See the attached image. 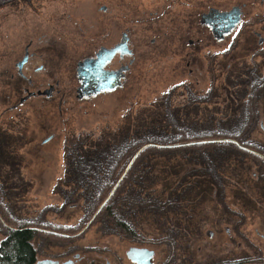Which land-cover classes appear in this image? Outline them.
Segmentation results:
<instances>
[{
	"label": "rangeland",
	"instance_id": "rangeland-1",
	"mask_svg": "<svg viewBox=\"0 0 264 264\" xmlns=\"http://www.w3.org/2000/svg\"><path fill=\"white\" fill-rule=\"evenodd\" d=\"M162 2L0 0V243L6 222L11 226L16 222L42 223L47 226L41 227L35 242L38 260L134 264L127 251L143 247L155 251L154 264H223L236 250L235 229L240 222V229L257 238L264 254V180L256 178L254 164L239 174L228 163L224 181L211 193L202 184L191 188L186 197L179 194L167 209L168 222L163 216L153 225L150 218L140 220L141 229L135 237L119 231L107 234L96 223H81L87 197L84 199L80 189L86 185L74 187L64 180L65 169L70 167L66 146L72 141L113 138L121 126L149 118L154 110L151 107L168 100L172 108L181 109L180 113H184L180 107L186 106L191 122L204 124L212 117L215 123L225 121L234 107L231 98L239 101L240 91L250 85L244 81L264 82V0H189L177 11ZM238 5H244L242 21L224 41L215 43L204 34L208 42L201 46L177 42L186 31V38L194 36L189 29L210 7L228 11ZM104 6L107 10H102ZM127 29L135 62L125 84L112 92L77 99V63L93 52L98 41L105 42V32L110 31V42L114 43ZM30 42V52L47 53V59H41L47 70L35 78L59 82L65 92L63 104L59 110L57 96L48 102L33 98L3 114L21 95L17 90L20 81H12L10 71L7 74L4 68L21 59ZM188 60L194 69L192 75ZM33 64H39L38 60ZM194 94L201 98L191 97ZM191 98L199 102L198 107ZM259 107L256 130L250 137L252 146L246 148L264 158V94ZM201 126L197 130H203ZM180 157L174 151L172 164ZM160 161L164 168L152 166L151 174L169 175L170 163L164 158ZM183 174L181 169L179 175L169 177L175 181ZM68 193L71 199L65 197ZM255 263L264 264V259Z\"/></svg>",
	"mask_w": 264,
	"mask_h": 264
},
{
	"label": "trees",
	"instance_id": "trees-1",
	"mask_svg": "<svg viewBox=\"0 0 264 264\" xmlns=\"http://www.w3.org/2000/svg\"><path fill=\"white\" fill-rule=\"evenodd\" d=\"M244 83L250 85L240 91L239 101L231 98L234 107L225 121L215 123L212 117L204 124L192 123L185 111L186 106L180 107L184 109V113H180L181 109L172 108V102L168 100L151 107L154 109L152 117L121 126L113 138L97 142L77 139L66 146L69 150L66 151V164L70 167L65 169L67 176L64 180L74 187L86 185L85 189L83 186L80 189L84 199L87 197L84 201L85 219L81 223H96L107 234L119 231L124 236L135 237L138 228L141 229L140 220L150 218L149 223L153 225L161 222L160 216H163L168 222L167 209H171L170 204L179 194L186 197L191 188L202 184L211 193L220 181H224L228 163L234 165L232 169L239 174L254 164L256 178L264 180V158L245 148L252 146L250 136H239L243 131L253 133L256 130L254 125L259 116L264 82L245 80ZM225 92L231 95V92ZM191 97L201 98L196 94ZM197 100L193 102L191 98L196 107ZM200 125L203 130H197ZM201 131L205 133L203 136L195 135ZM174 151L181 155L174 163L176 166L172 164ZM163 158L170 163L167 164L170 176L179 175L181 169L184 174L175 181L167 174L157 177L153 171L152 175V166L164 168L163 161H160ZM68 194L65 197L71 199L72 194ZM15 224L11 226L6 222L3 228L0 264H37L39 253L35 242L43 230L41 227L47 225Z\"/></svg>",
	"mask_w": 264,
	"mask_h": 264
},
{
	"label": "flooded vegetation",
	"instance_id": "flooded-vegetation-1",
	"mask_svg": "<svg viewBox=\"0 0 264 264\" xmlns=\"http://www.w3.org/2000/svg\"><path fill=\"white\" fill-rule=\"evenodd\" d=\"M162 3L168 9H172V10L176 9L173 11H177V10H180L181 8H183L184 6H186L190 2H189V0H163ZM159 7H161V5ZM234 7H236V6H234ZM238 7H240L241 11L243 12L244 5L243 6L238 5ZM215 9L222 11L217 6L216 7L212 6L207 11H205L201 14L199 13L200 14L199 19L196 22L197 24L195 26L191 27L188 31V32H190V34L194 33L193 34L194 36L186 38V36H185L187 33V31H186L184 35H181L179 37L177 42L182 43L184 45L188 44L189 46H192L194 44H198L201 46L204 43L208 42V39L205 40L204 34H207L208 36H210L215 43H220V42L224 41L225 38L228 37L239 25L230 34L226 35L223 39L218 40L213 33V28L211 27V25H209L203 21V20H205L204 17H206V15H208L212 10H215ZM102 10H107V7L104 6ZM111 35L112 34L110 33V31L105 32V36L103 37L105 42L102 43V42L98 41L94 45L93 52L88 57H85L84 59H87V58L96 59L97 54L100 52V50L102 48H106V49L115 48L116 46H118L122 43L124 36L127 35L128 49L131 50V53H122L121 50L117 51L115 53V55L113 56V58L110 61H108L107 64L105 65V69L109 70V71L120 70L121 68L128 66V69L126 71H124L125 76L122 77V79H121L122 85L120 87H118V88H121L125 84L126 78L129 74L131 68H132V65L135 62V57H133V52H134L133 49L134 48H133L132 39H131V36H130L128 29L123 30L121 32V37L120 38L117 37V41L114 43L110 42L113 39ZM100 40H102V39H100ZM165 40H163V41L160 40V42H164ZM151 41H152V43L156 42V38L153 37ZM204 41H206V42H204ZM32 45H33V42H30L25 47L24 53H23V56L21 59H19L17 62L15 61L14 64H13V62H10L9 68H4V71L7 74L10 71L9 78L12 81H15V80L20 81V85H19L20 88L17 90H19L18 94L20 95V93H21V95L19 97V101L16 104L6 108L3 112V114L20 108L21 106L27 104V102H29L33 98H40V99L44 100L45 102H48L49 100H52L57 96V97H59L58 98L59 110L63 104L65 92L60 89L59 82H56L54 84V83H48L47 81H43L44 79L39 81L37 78H35V77H37L38 74L43 73L47 70L46 65L41 63V59H43V58L45 60L47 59V53H42L40 55V54L35 53V52H30ZM154 45H156V44H154ZM158 46H159V43H158ZM185 48H186V46H185ZM186 49L191 50V47L186 48ZM187 54L190 57H192L194 55V53L191 54L190 52H187ZM25 57L27 59L23 63V65L20 67L19 64L25 59ZM128 58H129V60H128ZM35 60H38L39 64L34 66L33 62ZM78 63H77V65H78ZM30 64H31V68L29 67ZM187 65L189 67V75L194 74V69H193V67H191V60L187 61ZM25 70H27V71H25ZM76 74H77V80H78L79 86H80L81 82L78 78L77 66H76ZM78 87L75 90V93H76L75 95H76L77 99H80L77 96L78 95V93H77ZM51 88H52L51 93L49 95L46 94L45 92ZM118 88H116L115 90H117ZM115 90H113V91H115ZM106 92H109V91H106ZM110 92H112V91H110ZM102 93H105V92H102ZM29 94H33V95H31L24 103L20 104L21 99L28 96ZM261 128L264 131V123H262V122H261ZM204 134L205 133L202 131L195 133L196 136H203ZM252 134L253 133H251L250 131H243L239 134V136H250L251 137ZM229 140H233V139H229ZM246 149L252 152L251 149H249V148H246ZM261 198L264 199V196H261ZM235 231H237V235L235 237L236 250L233 254V257L228 258L226 261L223 262V264H256L255 262L257 260L258 261L263 260L264 254L262 253V248L260 247V242L258 243L259 245H257V243H256L257 238H255L254 236H251L250 234L243 232V230L240 229V222H238V225L236 226ZM226 232L227 233L230 232L229 227H227ZM210 235H213V232H211ZM263 248H264V246H263ZM154 256H155V251H154ZM63 263H61V264H63ZM73 263H74V261L72 262V264Z\"/></svg>",
	"mask_w": 264,
	"mask_h": 264
},
{
	"label": "water",
	"instance_id": "water-1",
	"mask_svg": "<svg viewBox=\"0 0 264 264\" xmlns=\"http://www.w3.org/2000/svg\"><path fill=\"white\" fill-rule=\"evenodd\" d=\"M243 12L240 7L236 6L228 11L212 10L203 20L205 23L211 25L213 33L218 40L223 39L226 35L230 34L242 21ZM260 35V34H258ZM263 39L261 38L260 42ZM122 53H131L128 49L127 35L124 36L122 43L113 49L102 48L97 54L96 59H84L77 65L78 78L81 85L78 87V98H90L106 91H113L122 85V77L125 76L124 71L128 66L120 70L109 71L105 69V65L110 61L117 51ZM25 59L19 64L21 67L26 61ZM51 89L45 93L50 94ZM31 95L21 99L20 104L24 103ZM52 136L45 140L49 141ZM127 257L135 264H154V250L143 247H131L127 253ZM78 257V256H76ZM73 260H68L63 264H72ZM37 264H61L56 259H43L38 260Z\"/></svg>",
	"mask_w": 264,
	"mask_h": 264
}]
</instances>
